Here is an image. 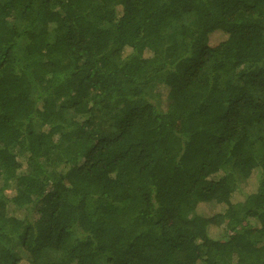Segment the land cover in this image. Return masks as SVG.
<instances>
[{"label": "trees", "instance_id": "obj_1", "mask_svg": "<svg viewBox=\"0 0 264 264\" xmlns=\"http://www.w3.org/2000/svg\"><path fill=\"white\" fill-rule=\"evenodd\" d=\"M0 264H264V0H0Z\"/></svg>", "mask_w": 264, "mask_h": 264}, {"label": "rangeland", "instance_id": "obj_2", "mask_svg": "<svg viewBox=\"0 0 264 264\" xmlns=\"http://www.w3.org/2000/svg\"><path fill=\"white\" fill-rule=\"evenodd\" d=\"M209 206H210V207H211V209H212V206H213V205H212L211 203H210V205H209Z\"/></svg>", "mask_w": 264, "mask_h": 264}]
</instances>
